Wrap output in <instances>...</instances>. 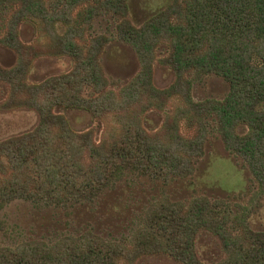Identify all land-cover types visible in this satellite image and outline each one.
<instances>
[{
  "label": "trees",
  "instance_id": "16d2710c",
  "mask_svg": "<svg viewBox=\"0 0 264 264\" xmlns=\"http://www.w3.org/2000/svg\"><path fill=\"white\" fill-rule=\"evenodd\" d=\"M105 16L117 26L109 37L93 32ZM26 20L40 25L46 43L21 40ZM111 37L132 46L141 60L140 72L119 86L101 63ZM0 43L18 55L13 66L0 64L4 106L38 114L33 129L0 142V209L19 199L66 211L98 200L127 175L164 186L191 177L215 130L264 192V0H171L141 25L132 22L128 0H0ZM160 44L168 46L166 61L178 76L165 89L152 79ZM49 53L70 56L74 67L40 83L29 81L33 61ZM194 72L222 76L229 83L226 97L193 100L186 76ZM177 95L180 104L167 121L147 130L144 114ZM57 107L92 112L104 123L101 138L74 130ZM240 126L246 128L242 133ZM141 218L124 240L87 230L14 245L2 240L0 219V264H135L154 253L181 264H264V231L253 229L248 214L234 209L228 197L195 192L178 200L163 188ZM202 231L218 238L220 260L206 263L199 256Z\"/></svg>",
  "mask_w": 264,
  "mask_h": 264
},
{
  "label": "rangeland",
  "instance_id": "374dc122",
  "mask_svg": "<svg viewBox=\"0 0 264 264\" xmlns=\"http://www.w3.org/2000/svg\"><path fill=\"white\" fill-rule=\"evenodd\" d=\"M171 0H128L129 16L136 25H141L153 15L164 10ZM63 31L62 27L59 28ZM117 26L108 16L98 18L94 23V34L109 37L115 34ZM20 38L26 43H46V34L40 25L32 20L20 26ZM168 46L160 44L152 61V79L156 87L170 88L177 82L176 71L167 63ZM18 55L0 43V64L13 66ZM101 63L106 75L117 84H125L141 70V60L135 49L116 37H111L101 54ZM75 61L68 55L49 53L37 57L28 74V80L40 83L47 78L70 71ZM189 94L195 101L224 99L229 92V83L215 73H188ZM117 87V86H115ZM7 87L0 84V142L12 135L33 129L38 123V114L27 107L6 108ZM181 97L162 108L147 111L143 125L149 131L159 129L178 105ZM70 126L77 131H92L99 140L104 123L92 112L78 107H57ZM184 123L181 128L184 130ZM246 130L240 126V133ZM163 188L173 199L184 200L199 192L209 196L228 197L234 209H242L248 214V223L255 229L264 231V192L259 190L244 162L227 149L218 132L211 131L205 144L204 154L197 163V170L191 177L172 181L163 185L161 181L138 175H127L116 187L108 190L98 200L78 203L66 211L37 204L31 201L13 200L0 209L3 230L2 240L14 245L18 242L37 239L54 241L63 234L93 230L103 236L128 239L132 228L138 227L143 211L149 202L158 196ZM197 250L206 263L220 260L223 249L217 237L209 231H202L197 238ZM135 264H181L165 253L145 254Z\"/></svg>",
  "mask_w": 264,
  "mask_h": 264
}]
</instances>
